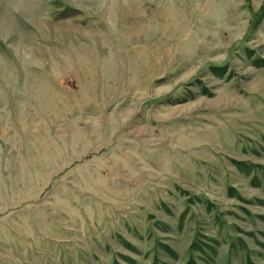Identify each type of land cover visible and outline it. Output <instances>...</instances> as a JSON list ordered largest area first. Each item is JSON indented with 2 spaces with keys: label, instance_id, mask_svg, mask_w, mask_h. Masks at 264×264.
<instances>
[{
  "label": "rangeland",
  "instance_id": "obj_1",
  "mask_svg": "<svg viewBox=\"0 0 264 264\" xmlns=\"http://www.w3.org/2000/svg\"><path fill=\"white\" fill-rule=\"evenodd\" d=\"M262 5L0 0V264H264Z\"/></svg>",
  "mask_w": 264,
  "mask_h": 264
},
{
  "label": "trees",
  "instance_id": "obj_2",
  "mask_svg": "<svg viewBox=\"0 0 264 264\" xmlns=\"http://www.w3.org/2000/svg\"><path fill=\"white\" fill-rule=\"evenodd\" d=\"M264 9V5H262V10ZM218 67V66H217ZM215 69H219V67L218 68H215ZM216 71V70H215ZM187 264H195L193 261H188V263Z\"/></svg>",
  "mask_w": 264,
  "mask_h": 264
}]
</instances>
